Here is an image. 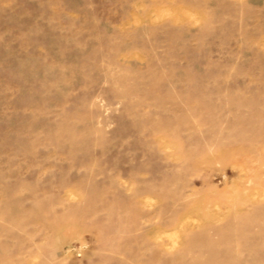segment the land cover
Returning a JSON list of instances; mask_svg holds the SVG:
<instances>
[{
  "label": "rangeland",
  "instance_id": "374dc122",
  "mask_svg": "<svg viewBox=\"0 0 264 264\" xmlns=\"http://www.w3.org/2000/svg\"><path fill=\"white\" fill-rule=\"evenodd\" d=\"M0 264H264V0H0Z\"/></svg>",
  "mask_w": 264,
  "mask_h": 264
}]
</instances>
